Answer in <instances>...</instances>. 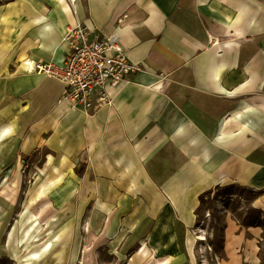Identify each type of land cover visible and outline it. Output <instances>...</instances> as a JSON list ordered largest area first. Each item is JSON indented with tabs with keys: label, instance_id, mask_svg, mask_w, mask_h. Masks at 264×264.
<instances>
[{
	"label": "crops",
	"instance_id": "obj_1",
	"mask_svg": "<svg viewBox=\"0 0 264 264\" xmlns=\"http://www.w3.org/2000/svg\"><path fill=\"white\" fill-rule=\"evenodd\" d=\"M69 2L0 5V147L38 162L35 204L45 207L41 229L25 236L81 239L99 264L129 253L126 264H196L174 190L233 184L264 212V0ZM78 23L119 37L143 67L107 87L111 104L94 116L61 103L64 86L22 64H62ZM59 242L55 263L74 264L77 246ZM217 255L260 264L258 231L228 225Z\"/></svg>",
	"mask_w": 264,
	"mask_h": 264
},
{
	"label": "rangeland",
	"instance_id": "obj_2",
	"mask_svg": "<svg viewBox=\"0 0 264 264\" xmlns=\"http://www.w3.org/2000/svg\"><path fill=\"white\" fill-rule=\"evenodd\" d=\"M7 1L13 0H0V5ZM9 147L7 144L0 147V264H56V252L61 248L59 240L62 244L64 241L72 246L73 242V246H77L78 255L74 264H79L83 240L51 236L44 238L37 234L36 237L25 236L26 228L41 229V210L45 208L35 204L40 191L34 188V182L39 180V175L37 171H31L34 166H38V162L28 164V158L19 154L17 145L9 144ZM161 192L164 193L163 190ZM173 194L177 202L176 217L186 223L182 227L184 240L188 243L196 264H223L217 254L223 248L225 228L228 225H236L241 230L252 228L258 231V256L260 264H264V212L253 206L254 197L248 191L233 184H223L208 193L177 188ZM219 204H222V209ZM198 228L202 230L206 242L194 240L191 231ZM36 240L39 242L36 243ZM47 246L50 247L47 258L30 263L33 254L45 251ZM131 255L132 253L125 254L123 261L118 263H128Z\"/></svg>",
	"mask_w": 264,
	"mask_h": 264
},
{
	"label": "built area",
	"instance_id": "obj_3",
	"mask_svg": "<svg viewBox=\"0 0 264 264\" xmlns=\"http://www.w3.org/2000/svg\"><path fill=\"white\" fill-rule=\"evenodd\" d=\"M68 54L62 64L26 60L28 73L58 81L64 86L60 99L72 108L94 116L109 106L107 87L131 83L143 70L132 64L119 37L96 36L87 26L76 24L66 30Z\"/></svg>",
	"mask_w": 264,
	"mask_h": 264
},
{
	"label": "bare ground",
	"instance_id": "obj_4",
	"mask_svg": "<svg viewBox=\"0 0 264 264\" xmlns=\"http://www.w3.org/2000/svg\"><path fill=\"white\" fill-rule=\"evenodd\" d=\"M70 4L73 5L76 0H69ZM221 206V209L223 208L222 204H219ZM199 229V232H196ZM192 230L191 233L194 235V240L197 242H206V239L204 235L202 234V230L200 228ZM191 239V237H190ZM10 242H12V239H10ZM9 242V243H10ZM39 240H36V243H38ZM191 242V240H190ZM46 250H49V246L46 247ZM42 254L41 252L33 254L32 260H30V263H33V261H38L41 260ZM29 264V263H28ZM79 264H99L98 262V256H97V247H89L86 246L84 250L82 249L80 259H79Z\"/></svg>",
	"mask_w": 264,
	"mask_h": 264
},
{
	"label": "trees",
	"instance_id": "obj_5",
	"mask_svg": "<svg viewBox=\"0 0 264 264\" xmlns=\"http://www.w3.org/2000/svg\"><path fill=\"white\" fill-rule=\"evenodd\" d=\"M181 225H183V224H181ZM182 234H183V231H181V237H182Z\"/></svg>",
	"mask_w": 264,
	"mask_h": 264
}]
</instances>
